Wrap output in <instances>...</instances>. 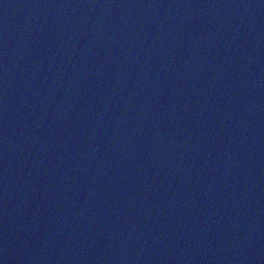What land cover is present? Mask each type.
Returning a JSON list of instances; mask_svg holds the SVG:
<instances>
[{
    "label": "water",
    "instance_id": "1",
    "mask_svg": "<svg viewBox=\"0 0 264 264\" xmlns=\"http://www.w3.org/2000/svg\"><path fill=\"white\" fill-rule=\"evenodd\" d=\"M0 264H264V0H0Z\"/></svg>",
    "mask_w": 264,
    "mask_h": 264
}]
</instances>
